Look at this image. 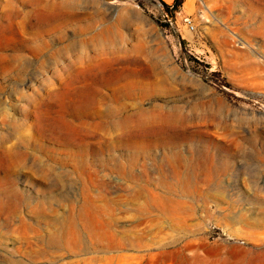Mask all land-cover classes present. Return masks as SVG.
I'll list each match as a JSON object with an SVG mask.
<instances>
[{"label": "rangeland", "instance_id": "rangeland-1", "mask_svg": "<svg viewBox=\"0 0 264 264\" xmlns=\"http://www.w3.org/2000/svg\"><path fill=\"white\" fill-rule=\"evenodd\" d=\"M63 1L0 0V264H264V0Z\"/></svg>", "mask_w": 264, "mask_h": 264}, {"label": "bare ground", "instance_id": "bare-ground-1", "mask_svg": "<svg viewBox=\"0 0 264 264\" xmlns=\"http://www.w3.org/2000/svg\"><path fill=\"white\" fill-rule=\"evenodd\" d=\"M45 7L47 8H44V10L42 11V15L41 17L43 19H45L46 21V24H50V22L52 21H58V22H61L62 21V18L68 14L65 10H69V9H72L73 7L76 6V3L72 0L70 1H63V2H60L58 6H52L50 3L46 2L45 3ZM71 12V11H70ZM68 17V16H67ZM66 17V18H67ZM65 19V18H64ZM32 20V19H31ZM66 20V19H65ZM19 21V20H18ZM39 19L37 18L36 19V22H38ZM118 23H125V24H128L129 23V18L127 17V14L126 13H121L119 15V18H118ZM53 24V22H52ZM56 24V23H55ZM34 25H36V27L38 28L40 25V23H34ZM32 25V26H34ZM42 27V26H41ZM107 32V34H106ZM5 33V32H4ZM4 35L1 33L0 31V39L3 37ZM120 39L119 37H117L115 34H114V31L113 30H106V31H102L100 33H97L95 34L93 37L89 38L88 40L87 39H83L81 40L80 42V45L83 46V47H89L90 45H93V40H94V46H95V53L96 55H105L106 53H113L115 51H119L118 49L121 47L119 45L120 43ZM122 40V39H121ZM99 43L101 45V47L97 44ZM140 49L143 47L141 45L138 46ZM137 47V48H138ZM144 51V50H143ZM145 52V51H144ZM143 52V53H144ZM85 53V52H84ZM110 55V54H109ZM82 57H80L81 60H87L88 55L84 54V55H81ZM90 59V58H89ZM78 60V59H77ZM156 61V60H155ZM84 62V61H83ZM158 67V66H157ZM156 67V68H157ZM157 70V69H156ZM153 71V70H152ZM162 79V78H161ZM98 82V81H97ZM116 91V90H115ZM118 91V90H117ZM122 93V92H121ZM120 93V94H121ZM127 93V92H126ZM94 94V93H93ZM113 94V93H112ZM173 109V108H171ZM174 110V109H173ZM113 111V109L111 108V104H108V106L105 108V114L104 115H109L111 112ZM179 111V110H178ZM178 113L175 111V113L171 112L168 114L165 115V118L166 120H170L173 118V120H176L177 119V115ZM181 115V114H180ZM179 115V116H180ZM97 116V115H95ZM94 116V117H95ZM98 118H102L101 115L98 116ZM188 118V117H187ZM185 119V118H184ZM183 121V120H182ZM185 121V120H184ZM167 128V127H166ZM177 135V133H176ZM164 137V136H163ZM176 139V138H175ZM172 139L170 141H168L169 143H174V142H177L178 140L176 139ZM167 143V142H166ZM176 157L178 158L173 164V169H174V172L176 173V175L178 176L179 174V170L180 168L182 167V164H185V166H188V163L185 162V161H182L181 158H180V154L179 152L177 151L176 152ZM184 162V163H182ZM189 168V166H188ZM190 174V173H189ZM179 177V176H178ZM164 183H166L165 185H167L168 187H170V185L167 184V181L164 180ZM163 183V184H164ZM149 196H148V199L149 200H156L154 201L156 203V206L158 207V209L160 210V213L164 216H171V217H176L178 214H180L181 212L179 211V204L176 199H174L173 197H170V196H165V195H161V194H158L156 192H154L153 190L149 189ZM160 199V200H157V199ZM149 205L148 203L145 204L143 207H142V210L139 209V211L141 212H144V207L147 208ZM104 231H101V233H103ZM100 234V233H99ZM177 239H175L176 241ZM64 241L60 239V237L58 236H55V235H52L50 237V240H49V243L50 244H62ZM145 246V242H142V243H139L138 244V248H143ZM206 251V253L208 254V256H210V254H212L211 252V249H204ZM198 255V254H197ZM164 258V261L165 263H175V264H184V263H188V260L187 259H184L183 256H181L180 254H178V252H170V253H166L165 256L163 257ZM194 260H198V257L196 256V254H194ZM213 261V260H212ZM244 262V261H243ZM238 263L237 261H233L232 260H224L222 262V264H246V263ZM262 262V261H260ZM248 264V263H247Z\"/></svg>", "mask_w": 264, "mask_h": 264}, {"label": "water", "instance_id": "water-1", "mask_svg": "<svg viewBox=\"0 0 264 264\" xmlns=\"http://www.w3.org/2000/svg\"><path fill=\"white\" fill-rule=\"evenodd\" d=\"M160 1L167 6H172L176 0H160Z\"/></svg>", "mask_w": 264, "mask_h": 264}, {"label": "trees", "instance_id": "trees-1", "mask_svg": "<svg viewBox=\"0 0 264 264\" xmlns=\"http://www.w3.org/2000/svg\"><path fill=\"white\" fill-rule=\"evenodd\" d=\"M164 6L167 7V8H169V6H167V5H165V4H164Z\"/></svg>", "mask_w": 264, "mask_h": 264}]
</instances>
